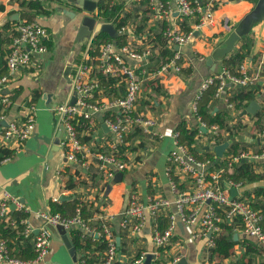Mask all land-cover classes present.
Listing matches in <instances>:
<instances>
[{
  "label": "crops",
  "instance_id": "0c3cea01",
  "mask_svg": "<svg viewBox=\"0 0 264 264\" xmlns=\"http://www.w3.org/2000/svg\"><path fill=\"white\" fill-rule=\"evenodd\" d=\"M114 1L125 4L116 23L99 15L98 7L91 15L98 20L113 24L117 32L121 24L129 28L124 35L116 39L111 37L117 45L130 44L138 52L150 50L148 58L131 59L129 62L137 66L142 77V90L137 110L157 119L158 124L153 127L151 133H146L138 127L131 128L127 134L126 143L120 151L128 167L125 171H117L113 178L107 175L105 169L99 170L97 164L92 163L93 158L88 169L66 160L61 143L57 145L53 142L58 131L53 112L54 106L50 107L44 96L48 93L53 94L52 102L55 104L72 100L74 92L64 72L67 66L73 68L81 60L85 51L83 46L86 48L88 46L87 42L81 44L77 40V32L81 18L89 13L83 11L75 0L41 2L42 8L48 13L39 14L34 19H37L49 31L48 50L40 56L43 61L42 69L37 75L30 76L26 71L15 75L7 90L8 93L9 88L11 90V104L5 108L9 121H22L24 105L29 100H34L38 108L36 128L21 149H11L15 154L0 161V199L8 193L13 199H18L28 207L27 217L36 230L47 224L46 219L37 212L50 211L51 202L67 201L69 205H72L74 201H77V208L86 205L85 220L94 224L93 226L109 224L113 231L118 246V255L114 264H131L143 253L146 255L141 264H146L147 255L151 253L154 254V258L150 259L151 264L155 260H158L160 264H173L174 258L179 254L185 258L186 264H238L246 251L242 243L245 239L253 242L260 250L255 254H247L245 261H251V264H264V245L246 235L240 221L234 225V244L230 249L231 254L227 256H212L210 252L212 247L209 246L207 238L204 236L194 238L197 226L181 222L174 203L177 192L188 190L190 183L178 168L169 169L168 159L174 148L173 134L181 123L190 130L200 129L196 135L197 142L192 146L188 145L191 151L192 148L195 149L196 155H205L204 150H208L217 158L215 147L228 142L223 157L219 159L228 162L233 152V145L238 144V151L249 154L248 161L251 163L253 172L260 177L253 180L246 179L245 183L234 181L241 185L238 188L231 187L238 190L235 196L232 195L231 188L230 193L233 197L246 200L251 207L254 203L258 206L257 210H263L264 195L257 194L256 190L264 189V158L252 156L259 154L258 151L264 148V136H262L264 132V21L249 35L252 39L250 54L239 64H243L253 77L249 85L242 87L247 95V99L242 103L244 106L237 108V101H230L234 91L241 86L229 82L227 93L219 97L215 95L207 108L208 112L213 114L226 113L225 126L202 121L201 116L194 110V103L202 83L210 76L223 73L225 68H229L230 63L235 62L231 52L224 60L214 65L211 58L212 51L252 10L257 0H227L217 6L211 22L195 30L194 37L180 46L182 70L169 73H157L161 63L169 58L175 49L169 45L168 39L163 34L165 28L178 26L182 32H190L196 27L198 19H182L177 11L175 0ZM152 1H169L172 9L171 18L158 17L150 5ZM2 2L5 3V9L0 11V57L5 52L3 56L5 59L10 49L11 36L16 32L18 23L27 19L23 17V14L28 7L21 6V0H3ZM63 9L75 11L79 17L74 20L63 13ZM99 34L93 41L92 47L98 45ZM118 38H120L119 42ZM239 65L235 67L237 73ZM98 75L101 83H105V92H98L93 98L94 101L99 102L104 96L111 97L125 93L126 86L120 78L110 77L105 80L100 73ZM61 91H63L62 94H60ZM228 100L232 103L231 107ZM253 100L260 106L254 114L248 110ZM260 112L263 113L261 118L257 116ZM110 113V110L104 109L93 115L91 120L93 131H86L85 127L80 129L83 142L89 143L91 147L101 144L103 137L109 134L105 121ZM203 123L207 126L203 127ZM215 126H218V135L213 139L212 129ZM38 134L51 138V141L39 138ZM228 172L233 173L234 167H230ZM172 180L176 181L178 190L172 188ZM132 193L138 194L144 202L154 197L168 199L172 204L158 216L146 214L145 226L136 233L131 227L123 228L121 225ZM61 196L67 199L60 200ZM172 215L175 216L176 225L170 243L162 248V251L156 245L153 234L156 229L161 230L158 218H169L171 224ZM223 230L222 233H228L227 230ZM80 254L77 251L75 256L72 255L63 240H58L52 235L50 251L44 260H24V264H82Z\"/></svg>",
  "mask_w": 264,
  "mask_h": 264
},
{
  "label": "built area",
  "instance_id": "2783aa9c",
  "mask_svg": "<svg viewBox=\"0 0 264 264\" xmlns=\"http://www.w3.org/2000/svg\"><path fill=\"white\" fill-rule=\"evenodd\" d=\"M30 1V0H27ZM47 2L50 0H37ZM227 0H175L176 8L182 19L197 18L198 23L194 30L182 32L178 26H168L163 34L168 39L169 45L174 48L173 54L161 63L157 73L180 72L182 70V53L180 46L188 43L194 32L211 22L215 8ZM161 18H171L172 9L169 1H152L150 3ZM129 30L126 25H121L118 36L124 35ZM9 52L7 53V73L0 75V147L9 149H21L25 141L30 138L36 128L37 103L29 100L24 105V118L22 121L7 119L5 108L11 104V90L8 85L13 82L18 72L26 71L29 75H37L42 69L43 61L40 56L48 50L49 31L37 19L22 20L12 34ZM92 46L85 49L81 60L77 62L71 71V86L75 92L74 103H59L53 107L56 127L63 126L64 137L61 140L63 154L67 161L75 162L86 169L92 163H96L99 170H106L109 177L113 178L117 171H125L127 162L121 156V147L126 143L128 132L133 127L141 128L146 133H151L154 126L158 124L157 119L138 112L137 103L142 90V77L137 66L132 65L129 60H141L148 58L150 50L138 52L130 44L117 45L116 41H107L99 45L97 55L89 54ZM108 80L110 77H118L125 83V93L115 96H104L97 102L93 98L98 92H105V83H101L99 75ZM253 80L246 67L241 64L238 67V75L231 69L225 68L223 73L208 77L201 86L194 103V110L197 112V100L201 98L204 91L211 85L217 83L216 96L227 93L229 82L236 86H247ZM229 101V100H228ZM230 107L232 103L229 101ZM110 110V116L105 124L109 134L103 137L100 145L96 147L83 142L80 128L85 127L86 131L92 132L91 120L93 115L100 110ZM207 126L203 123V127ZM218 126L213 127V139L218 135ZM162 135H160L161 137ZM174 136V148L169 155L170 168H178L188 178L190 188L177 192L174 201L178 216L186 225L197 226L194 232L195 237H206L211 247L215 246L214 235L221 234L224 224L235 225L240 221L244 232L249 237L255 238L264 245V215L262 211L254 209L243 199L233 197L230 193L231 187H239L224 173L234 164L241 160L248 161L249 154L240 151L238 154H231L228 159V166L220 169H212L214 163L210 160L201 161L190 150L188 144L181 140L180 131L176 130ZM264 136V132L262 133ZM95 137L97 138L96 134ZM254 158H264L263 153L254 154ZM172 188L178 190L176 181H171ZM13 203H15L13 205ZM171 202L165 198L150 197L146 202L132 193L128 206L124 212V219L121 223L123 228H132L139 233L145 226L147 215L158 216L164 209L171 206ZM28 207L18 199H13L6 193L0 199V219L7 225L17 226L13 212L21 211L26 214L21 219L24 224L22 233L25 238H31L36 251L35 261L44 260L50 251L52 233L45 226L36 230L27 217ZM38 214L46 219V223L63 225L69 230L80 228L83 236L88 234H104L108 240V247L99 264H114L118 255V246L113 231L109 224L102 225V231L88 225L81 215V207L76 209L72 217H64L60 213L50 211H39ZM172 222L165 230L156 229L153 239L159 248L166 247L172 238L176 225L175 216L172 215ZM211 234V235H210ZM145 253L136 257L131 264H141ZM179 254L174 258L173 264L182 259ZM33 260V259H32ZM82 264L84 261L80 260ZM24 264L25 261L9 255L8 242L0 239V264ZM214 264V263H211Z\"/></svg>",
  "mask_w": 264,
  "mask_h": 264
},
{
  "label": "trees",
  "instance_id": "16d2710c",
  "mask_svg": "<svg viewBox=\"0 0 264 264\" xmlns=\"http://www.w3.org/2000/svg\"><path fill=\"white\" fill-rule=\"evenodd\" d=\"M3 0H0V11H3L5 9V3L2 2ZM21 6L28 7V10H25L23 17L33 20L37 15L42 13H48L47 10H44L42 8L41 2H38L37 0H21ZM124 2H118L114 0H98V11L99 15L104 17L108 21L117 22L120 18L123 10H124ZM34 10V11H33ZM122 23V22H121ZM122 25V24H121ZM112 38L107 33H100L97 38V46H93L89 50V54L91 55H97L99 53V45L103 42L110 41ZM120 38L117 39L119 42ZM242 43L241 45L237 46L233 51V56L235 59L234 63L229 64V68L231 71L238 75L237 72H235V67L238 66L249 54L250 49L252 45V39L250 36L247 38H244L240 41ZM239 43V44H240ZM122 44V43H121ZM84 49H86L85 46H83ZM5 52H3L2 57H0V75L5 74L7 71L6 67V60L4 59ZM240 66V65H239ZM217 89V83L211 85L206 91L203 92L200 99L197 100V112L196 114L201 116L202 121L209 123V124H218L220 126H225L227 114L226 113H211L208 112V103L213 99L215 96ZM244 89L242 87H238L235 91L233 96L230 98V101H237V108H242L244 106L243 101L247 99V95L243 91ZM258 117H262L263 113H258ZM81 129V128H80ZM178 130L180 131L181 140L184 143H187L189 146H192V144L196 143V135L200 132V129H194L190 130L186 127L184 123H181L178 127ZM193 153L197 157V159L201 161L210 160L214 162V166L212 169H220L221 167L228 166V162L225 160H219L217 161L215 158L214 153H211L208 150H204L205 155H196V151L194 148H192ZM264 151V148L260 149L258 152L262 153ZM240 151H238V144L233 145V152L232 154H238ZM15 154V152L8 148H2L0 147V161L4 160L5 158L12 157ZM234 172L224 173V176L236 181V182H244L246 179L253 180L254 178H259L260 176H256V174L253 172V169L251 167V163L249 161L241 160L240 162L234 164ZM257 194H263L264 195V189H257ZM77 201H74L72 205H69L67 201L63 202H51L50 203V212L51 213H60L64 217H72L76 213L77 209ZM253 208L256 209L258 206L256 204H252ZM262 213L264 215V206ZM81 215L83 218H86L87 211H86V205H83L81 208ZM13 216L15 217L17 221V226H11L7 225L5 222H2L0 219V239L4 238L8 242V249H9V255L13 257L20 258L22 260H31L36 257V251L34 248V242L31 238H25L24 234L22 233L24 229V224L21 223V219L26 216L25 213L21 211H15L13 212ZM87 221V220H86ZM159 222V228L161 230H164L168 225L170 224L169 218H158ZM88 225H90L93 228H96L98 231H102V224L98 226H93L94 224H90L87 221ZM263 228H264V220H263ZM224 229L227 230V234L221 233L219 235H214L212 238L215 240V246L210 248V252L212 256H227L230 252L231 247L234 244V234L233 229L234 225L230 224H224ZM71 238L73 240L74 245L76 246L77 251H79L80 259L84 261V264H99L104 257V253L108 247V240L106 239L104 234H101L99 237H96L92 234H88L86 236H83L82 230L80 228H73L70 231ZM243 245L246 249L245 254L238 262V264H251V261L246 262L245 257L247 254H255L259 252L257 245H255L253 242H251L248 239H245L243 242ZM162 249V248H161ZM163 251V249H162ZM153 264H160L158 260H155Z\"/></svg>",
  "mask_w": 264,
  "mask_h": 264
},
{
  "label": "water",
  "instance_id": "95a60500",
  "mask_svg": "<svg viewBox=\"0 0 264 264\" xmlns=\"http://www.w3.org/2000/svg\"><path fill=\"white\" fill-rule=\"evenodd\" d=\"M75 3L78 4L83 11L89 13L83 16L80 20L79 29L77 32V40L81 44L87 42L88 47H90L93 41L96 39V36L101 32L108 33L109 36L112 37L113 39H116L118 37L117 29L113 24L98 20L95 16L91 15L95 13L98 7V2L96 0H75ZM62 12L69 15L74 20H77V18L79 17L77 12L69 9H63ZM263 21H264V0H257L252 10L249 11L239 21L237 26L229 33V35L212 51L211 58L213 64L215 65L217 62L224 60L227 57V55L230 54L235 49V47L240 43V41L251 35L255 31V28ZM71 69H72L71 66H67L64 72V75L68 79L69 84L71 83V79L69 77V73ZM44 97L47 100V104H49L50 107L56 105L54 102H52L53 94L48 93ZM75 101H76V96L74 92V95L72 96V100L70 101V103H74ZM259 107L260 106L256 103V101L253 100L250 103L248 110L254 114ZM63 130H64L63 126H61L57 131V136L53 140V142L57 145L61 143V140L64 137ZM38 137L41 139H48L49 142L51 141V138L47 136H39L38 134ZM227 146H228V142L215 147V150L217 152V158H216L217 161L221 157H223ZM207 148H209V146ZM119 174H123V173L119 172ZM231 193L233 196H235L238 193V190L236 188H231ZM65 199H67V197L65 196H61L60 198V200H65ZM46 227L52 233L53 237H55L58 240H63V242L65 243V245L67 246V248L69 249L72 255L75 256L77 254L76 246L74 245L70 232L67 228H65L63 225L60 224L53 225L51 223H47ZM95 236L98 237V234ZM147 256H148V260L146 261V264H151L150 259L154 258V254L151 253L148 254ZM184 260L185 258H182L180 262H178L177 264H186Z\"/></svg>",
  "mask_w": 264,
  "mask_h": 264
},
{
  "label": "rangeland",
  "instance_id": "374dc122",
  "mask_svg": "<svg viewBox=\"0 0 264 264\" xmlns=\"http://www.w3.org/2000/svg\"><path fill=\"white\" fill-rule=\"evenodd\" d=\"M62 93H63V91L60 92V94H62ZM62 97H63V95H62ZM232 248H233V246H232ZM230 251H231V250H230ZM229 254H231V252H229ZM229 254H228V255H229ZM220 264H221V263H220Z\"/></svg>",
  "mask_w": 264,
  "mask_h": 264
}]
</instances>
